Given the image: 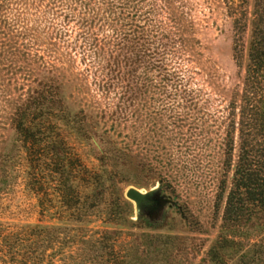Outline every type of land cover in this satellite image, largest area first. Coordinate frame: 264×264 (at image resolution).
Masks as SVG:
<instances>
[{"label": "rangeland", "instance_id": "obj_1", "mask_svg": "<svg viewBox=\"0 0 264 264\" xmlns=\"http://www.w3.org/2000/svg\"><path fill=\"white\" fill-rule=\"evenodd\" d=\"M153 1L129 0L140 16L136 23L151 13L154 26H145L143 39L117 47L97 20L80 28L72 0H19L24 10L7 13L6 39H0L2 228L55 224L54 194L63 180L79 192L106 171L115 183L104 188L109 196L120 192L126 200L129 188L162 187L159 196L172 202L150 215L155 229L123 231L110 258L132 261L133 240L144 252L147 238L155 236L146 264H209L205 256L219 233L225 178L231 176L227 159L236 154H228L231 104L242 89L252 0H158V12ZM91 10L97 13L98 6ZM19 20L28 23V38L36 39L27 64L15 56ZM42 92L55 104L43 118L30 116L37 128L24 143L13 132L21 114L16 107ZM97 220L94 232L102 230Z\"/></svg>", "mask_w": 264, "mask_h": 264}, {"label": "trees", "instance_id": "obj_2", "mask_svg": "<svg viewBox=\"0 0 264 264\" xmlns=\"http://www.w3.org/2000/svg\"><path fill=\"white\" fill-rule=\"evenodd\" d=\"M17 1L19 0H0V39H6V15L11 8L17 10L20 6L24 10L21 2ZM157 1L154 0V5L150 7H155L158 12ZM72 3L73 12L80 10L81 17L76 22L80 28H92L94 20H97L95 26L99 23V28L110 31L116 41L111 42L116 47L139 41L137 36L143 39L147 33L145 26L154 24L153 18H150L153 16L151 13H147L142 25L136 23L140 16L134 12L136 7L129 0H72ZM95 6H98V12L90 15L91 8ZM101 11H104L102 15L99 14ZM155 17L157 20L158 14ZM170 21L175 23V18ZM155 24L158 33V20ZM17 30L15 56L20 63L27 64L33 56L30 46L32 43L35 45L36 39L28 38V23L19 20ZM132 34L136 37L130 39L129 35ZM236 50L234 46V55ZM242 51V89L236 101L231 104L234 111L228 133V154L231 155L233 151L236 154L234 161L231 156L227 159L228 162H233L231 176L225 178L226 183L223 182L228 187L219 210V233L205 256L209 264H264V0H252L248 39ZM54 104V100L48 98L46 92L19 104L16 109L21 114L13 128L14 134L24 143L29 142L34 137L33 130L37 128L35 120L30 116L38 113L43 118ZM100 161L107 162L104 157ZM110 176L106 171L94 175L92 179L85 181V187H81L79 192L78 189H73L75 187L72 188L70 180H63L62 189L54 194L59 201L55 211L60 217L55 224L39 222L12 229L2 228L0 224V264H53L54 258L62 264L65 259L69 264H99L98 261L101 262L104 258L108 259V264H146L150 254L148 249L155 245L158 237L147 238L146 247L149 248L144 252L140 251L142 244L137 239L133 240L131 246L135 250L136 259L132 261L127 259L128 256L110 258L113 256L110 254L114 252L115 241L123 231L156 227V220L145 215H138L136 222L131 221V204L120 196V192L109 196L104 191L106 184H115ZM219 211L217 207L216 213ZM95 217L100 222L101 231L90 230L96 223V220L93 221ZM113 218L115 219L112 220ZM95 235H99L96 240ZM107 242H110L109 246H106ZM64 248L67 255L63 253ZM50 250L52 253L48 255ZM90 250H95L97 255H92Z\"/></svg>", "mask_w": 264, "mask_h": 264}, {"label": "water", "instance_id": "obj_3", "mask_svg": "<svg viewBox=\"0 0 264 264\" xmlns=\"http://www.w3.org/2000/svg\"><path fill=\"white\" fill-rule=\"evenodd\" d=\"M160 188L151 189L148 192L129 188L125 191V198L132 204L138 215L150 217L151 214L157 215L160 209L172 202L165 197H160Z\"/></svg>", "mask_w": 264, "mask_h": 264}]
</instances>
